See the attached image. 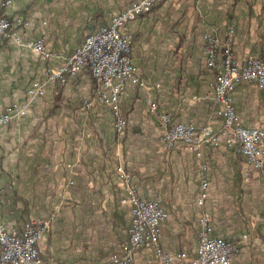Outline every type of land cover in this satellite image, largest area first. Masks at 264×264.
Segmentation results:
<instances>
[{"label":"crops","instance_id":"0c3cea01","mask_svg":"<svg viewBox=\"0 0 264 264\" xmlns=\"http://www.w3.org/2000/svg\"><path fill=\"white\" fill-rule=\"evenodd\" d=\"M134 1L11 0L2 11L22 17L23 39H43L54 57L45 60L0 41L2 108L27 101L34 82L46 83L32 111L0 130V214L18 227L49 222L39 245L46 264H112L110 255L127 242L131 221L123 168L138 196L159 202L170 216L162 247L194 257L196 200L207 175L209 198L201 211L211 216L214 236L236 248L232 264H264V169L245 181V159L233 148H170L160 121L167 113L173 123L222 129L213 106L221 58L208 60L206 37L221 44L232 38V52L243 62L264 58V0H158L150 14L129 23L125 33L133 36L139 81L130 82L122 98L128 125L119 135L111 111L97 100L89 69L67 74L64 83L52 80L51 72ZM147 99L158 104L157 113L149 111ZM234 100L243 126L264 129V89L241 82ZM134 258L136 264H157L152 249Z\"/></svg>","mask_w":264,"mask_h":264},{"label":"built area","instance_id":"2783aa9c","mask_svg":"<svg viewBox=\"0 0 264 264\" xmlns=\"http://www.w3.org/2000/svg\"><path fill=\"white\" fill-rule=\"evenodd\" d=\"M157 1L132 2L125 10L115 14L108 25L87 35L67 59L65 66L51 72L52 80L64 83L67 74L75 77L89 69L98 84L97 100L111 111L114 127L119 135L125 134L128 125L122 111V98L127 85L139 81L138 70L132 58L133 36L125 33V29L129 23L150 14ZM10 5L11 0H0V41L8 40L29 48L45 60L53 58L54 54L47 49L43 39H23V18H8L2 13ZM233 33L231 30V36ZM206 40L208 60L213 62L217 57L221 58L217 80L213 86V106L215 117L222 122V129L217 132L211 126H204L199 130L195 124L173 123L170 114L161 113L160 121L168 129L164 140L170 148L177 144H183L191 150L203 145L233 148L245 159L244 180L249 181L252 172L264 169V129L242 125L235 106L234 92L241 82H250L264 89V58H252L243 62L232 52V38L225 44L210 36ZM45 94L46 83L37 81L28 88L27 101L22 104L14 102L4 108L0 106V130L17 125L32 111L34 100ZM146 103L150 112L159 111L156 102L147 99ZM202 167L208 170L206 163ZM119 173L125 186L123 202L130 205L131 221L127 242L121 246L119 253L110 255L112 264H136L134 256L144 248L155 252L157 264H175L179 260L190 264H232L236 248L225 238L214 236L211 216L201 211L209 198L210 182L207 175L202 180L201 191L196 200L200 210L197 217L199 245L196 255L189 257L186 253L173 255L162 247V232L170 218L168 212L157 201L141 199L131 175L123 168H119ZM71 184L74 182L71 181ZM50 229L49 222L39 224L36 221L18 227L0 214V264H46L39 245Z\"/></svg>","mask_w":264,"mask_h":264},{"label":"trees","instance_id":"16d2710c","mask_svg":"<svg viewBox=\"0 0 264 264\" xmlns=\"http://www.w3.org/2000/svg\"><path fill=\"white\" fill-rule=\"evenodd\" d=\"M97 86H98V84H97Z\"/></svg>","mask_w":264,"mask_h":264}]
</instances>
